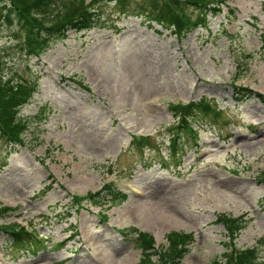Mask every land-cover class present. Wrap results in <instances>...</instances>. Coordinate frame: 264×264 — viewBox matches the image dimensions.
<instances>
[{"label":"rangeland","instance_id":"obj_1","mask_svg":"<svg viewBox=\"0 0 264 264\" xmlns=\"http://www.w3.org/2000/svg\"><path fill=\"white\" fill-rule=\"evenodd\" d=\"M228 4L232 12L209 15L181 41L133 9L102 3L103 26L70 30L39 55L24 22H0L5 77L35 87L15 109L21 142L0 133V204L13 207L0 226L46 240L41 250H18L0 230V264H138L137 232H119L129 226L151 233L161 251L169 233H192L180 264H225L233 243L255 246L264 264V102L240 101L233 88L240 69L236 83L264 93V0ZM203 97L221 115L199 114V146L166 166L178 120L170 104ZM133 135L149 141L140 146ZM110 181L128 193L124 201L73 202ZM223 215L248 221L234 240Z\"/></svg>","mask_w":264,"mask_h":264},{"label":"trees","instance_id":"obj_2","mask_svg":"<svg viewBox=\"0 0 264 264\" xmlns=\"http://www.w3.org/2000/svg\"><path fill=\"white\" fill-rule=\"evenodd\" d=\"M229 0H70L69 5L63 8L62 0H0V22H14L18 20L26 33V41L32 54L39 55L44 45L49 47L51 42L64 39L68 31L77 32L90 30L94 27L103 26L104 21L98 15V7L102 3H114L120 13H133L142 16L144 22H148L150 27L153 23L174 33L177 38L183 40L188 33L199 26L206 24L209 15H218L223 11ZM160 31V30H156ZM1 55V54H0ZM0 63V133L12 142L21 141V134L24 131L22 121L16 119V111L22 104L28 102L35 92L32 84L23 81L13 82L11 78H6L3 73V66ZM238 67L242 62L237 63ZM241 70L238 71V79ZM26 86V87H25ZM25 87V88H24ZM37 88V87H36ZM234 96L243 101L250 98H258L264 102V93L257 90L233 83ZM214 100L203 97L199 101L179 103L170 108L173 114L179 117V124L172 129L177 131L173 138L172 149L168 159H178L181 148L179 140L196 143L199 132L192 126L199 114L221 115V110H217L213 104ZM148 141L146 138L138 141V145L143 146ZM126 195L115 188L112 183L105 184L97 191H90L85 195H74L73 202L81 204L84 200L93 205H104L116 200H124ZM264 200V198H263ZM9 206L0 204V217L7 214ZM227 228L231 239H235L247 221L243 218H234L223 215L219 217ZM0 229L6 231L12 238V246L18 250H41L45 248L44 240H37L34 233L24 230L18 224L4 225ZM133 231H138L133 229ZM170 247L161 252L158 261L154 256L158 254L153 251L155 239L148 232H138L137 244L143 249V257L138 264H180V259L187 251V244L194 240L192 234L171 232L168 234ZM37 252V251H35ZM34 252V253H35ZM32 253V251H31ZM258 253L255 248L239 249L233 243L232 254L225 264H257L255 259ZM214 264H221L215 261Z\"/></svg>","mask_w":264,"mask_h":264}]
</instances>
